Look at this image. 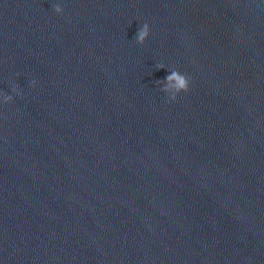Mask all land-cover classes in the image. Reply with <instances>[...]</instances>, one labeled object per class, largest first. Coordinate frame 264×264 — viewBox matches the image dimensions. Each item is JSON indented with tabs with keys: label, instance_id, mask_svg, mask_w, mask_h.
I'll use <instances>...</instances> for the list:
<instances>
[{
	"label": "clouds",
	"instance_id": "1",
	"mask_svg": "<svg viewBox=\"0 0 264 264\" xmlns=\"http://www.w3.org/2000/svg\"><path fill=\"white\" fill-rule=\"evenodd\" d=\"M54 11L56 13H62L63 8L59 4H55ZM150 33V27L148 24H144L141 26L137 32V35L135 37L136 41L139 44H143L145 40L148 38ZM165 67L162 63L157 65V68H163ZM165 80L167 82V85L161 89L162 92L168 94L169 102L175 101L177 99V96L181 93H187L189 91V86L191 83L190 77L186 76L185 74L180 73L178 70L171 71L169 75L165 77ZM32 86L35 87L36 81L31 82ZM12 92H15L17 95H20L17 87L12 88ZM12 96L4 94V102L5 104L12 101Z\"/></svg>",
	"mask_w": 264,
	"mask_h": 264
}]
</instances>
